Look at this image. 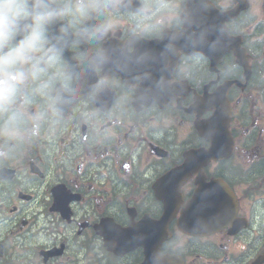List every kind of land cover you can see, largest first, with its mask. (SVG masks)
I'll use <instances>...</instances> for the list:
<instances>
[{"label":"flooded vegetation","instance_id":"flooded-vegetation-1","mask_svg":"<svg viewBox=\"0 0 264 264\" xmlns=\"http://www.w3.org/2000/svg\"><path fill=\"white\" fill-rule=\"evenodd\" d=\"M204 8L197 18L213 29L210 41L226 29L216 51L204 47L196 61L181 50L152 64L151 80L93 77L95 91L85 88L50 138L0 161V264H153L159 253L167 264H255L264 255V0H204ZM163 43L145 39L138 51L159 53ZM223 87L233 149L216 160L195 121L214 114ZM197 181L221 189L198 204L206 207L197 224L210 211L234 215L208 234L179 228Z\"/></svg>","mask_w":264,"mask_h":264},{"label":"clouds","instance_id":"clouds-1","mask_svg":"<svg viewBox=\"0 0 264 264\" xmlns=\"http://www.w3.org/2000/svg\"><path fill=\"white\" fill-rule=\"evenodd\" d=\"M190 2L191 10L180 11L175 0H0V161L50 138L85 88L95 91L93 77L123 73L151 80L152 64L183 49L196 61L204 47L216 51L226 29L220 26L210 41L213 29L197 18L204 0ZM125 25L122 42L110 44ZM150 38L167 42L159 53L138 51ZM162 259L163 253L155 255L153 264Z\"/></svg>","mask_w":264,"mask_h":264},{"label":"water","instance_id":"water-1","mask_svg":"<svg viewBox=\"0 0 264 264\" xmlns=\"http://www.w3.org/2000/svg\"><path fill=\"white\" fill-rule=\"evenodd\" d=\"M219 123H220V125H219ZM213 128H214V130H216V132L214 133L215 136L213 137V142H215V145L217 143L224 144L225 141L223 139L224 138L223 133H225V132H223V130H224L225 126L223 124H221L220 121H217L213 125ZM218 134H221V135H218ZM215 145H214V148L209 152L210 154H215V153H217L223 149V148H221L220 145L219 146H215ZM179 174H180V172H178V171L170 174V177H172V179H173V182H172L173 184H175L176 180H178V178H179L178 176H180ZM210 217L212 219V214H210ZM190 219H191V216L188 217V220H190Z\"/></svg>","mask_w":264,"mask_h":264}]
</instances>
